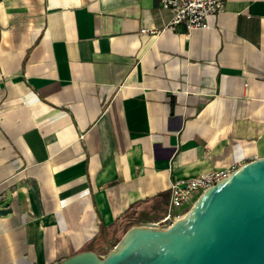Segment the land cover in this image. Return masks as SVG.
I'll return each instance as SVG.
<instances>
[{"label": "crops", "instance_id": "1", "mask_svg": "<svg viewBox=\"0 0 264 264\" xmlns=\"http://www.w3.org/2000/svg\"><path fill=\"white\" fill-rule=\"evenodd\" d=\"M224 4L188 32L160 0H0V264L106 255L132 206L264 156V0Z\"/></svg>", "mask_w": 264, "mask_h": 264}, {"label": "water", "instance_id": "2", "mask_svg": "<svg viewBox=\"0 0 264 264\" xmlns=\"http://www.w3.org/2000/svg\"><path fill=\"white\" fill-rule=\"evenodd\" d=\"M58 264H264V156L208 187L175 221L134 224L106 255Z\"/></svg>", "mask_w": 264, "mask_h": 264}, {"label": "built area", "instance_id": "3", "mask_svg": "<svg viewBox=\"0 0 264 264\" xmlns=\"http://www.w3.org/2000/svg\"><path fill=\"white\" fill-rule=\"evenodd\" d=\"M160 3L163 7L172 10L169 29L184 26L188 32L209 28L211 26L209 18L219 14L225 7V0H160ZM142 32L148 33L149 30L144 28ZM236 168L225 165L189 179L176 180L171 186V199L167 212L155 223L169 225L176 218L184 215L204 190L221 181Z\"/></svg>", "mask_w": 264, "mask_h": 264}, {"label": "trees", "instance_id": "4", "mask_svg": "<svg viewBox=\"0 0 264 264\" xmlns=\"http://www.w3.org/2000/svg\"><path fill=\"white\" fill-rule=\"evenodd\" d=\"M133 209H134L133 206L129 208V210L125 212V215L122 217V220H120V223H122L124 226L123 227V229L125 230L124 234L128 231V228H130L139 221L138 218L133 214L134 213ZM117 222L119 223V220ZM120 239L121 237L117 238L112 246H114Z\"/></svg>", "mask_w": 264, "mask_h": 264}]
</instances>
